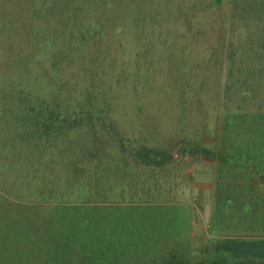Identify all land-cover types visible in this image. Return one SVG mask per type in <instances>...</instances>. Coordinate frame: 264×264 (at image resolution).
I'll use <instances>...</instances> for the list:
<instances>
[{"label": "trees", "instance_id": "trees-1", "mask_svg": "<svg viewBox=\"0 0 264 264\" xmlns=\"http://www.w3.org/2000/svg\"><path fill=\"white\" fill-rule=\"evenodd\" d=\"M201 157L244 225L198 248ZM0 193V264H264V0H0Z\"/></svg>", "mask_w": 264, "mask_h": 264}, {"label": "rangeland", "instance_id": "rangeland-1", "mask_svg": "<svg viewBox=\"0 0 264 264\" xmlns=\"http://www.w3.org/2000/svg\"><path fill=\"white\" fill-rule=\"evenodd\" d=\"M180 155V151H177L176 156L180 157ZM186 173L182 165L175 166L174 171L170 173L169 177H173V175L179 178L184 177L180 181H174V184L170 180L171 188L174 187L170 197L174 201L180 200L182 202L180 212H184V214L179 219V223L183 225V222H186V216L189 218L187 221L192 225L195 246L199 248L206 245L211 238L217 235L227 236L236 231L242 232L243 227L241 224H244L243 221L239 220L241 219L240 215H235L232 219H226L224 222H220L221 217L216 215L219 165L204 157L197 160L190 159L187 161ZM2 202L6 201L0 193V203ZM185 204L189 207H186ZM38 211V208H35L31 212L36 213ZM228 223H231V227L228 226ZM186 225L190 227L188 223ZM199 264H204L202 258L199 260Z\"/></svg>", "mask_w": 264, "mask_h": 264}]
</instances>
